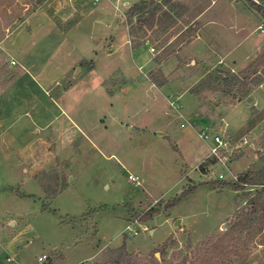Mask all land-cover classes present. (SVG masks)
I'll return each mask as SVG.
<instances>
[{"label":"rangeland","instance_id":"obj_1","mask_svg":"<svg viewBox=\"0 0 264 264\" xmlns=\"http://www.w3.org/2000/svg\"><path fill=\"white\" fill-rule=\"evenodd\" d=\"M133 1H109L112 28L96 32L107 42L77 37L63 43L40 90L21 64L32 44L30 18L62 25L60 14L72 8L64 0H0V264H93L123 243L141 258L153 253L160 264H264V184L219 186L264 166V129L256 127L264 109L251 107L243 86L216 77L247 76L246 88L264 79V16L248 0H149L145 12L128 20ZM210 2L206 17L197 19ZM208 20L213 22L201 32ZM124 29L134 31L133 53ZM81 58L94 64L84 77L74 78L77 67L67 78L52 73L55 62L65 66ZM119 70L129 85L109 95L99 81L114 73L107 85L115 88L123 83ZM144 76L166 83L155 87ZM184 84L195 98L181 94L177 116L168 96L180 94ZM261 93L264 99V88ZM57 108L85 127L87 137L75 133L70 147L62 148L69 162L56 160L51 167L52 147L36 139L49 140ZM192 118L193 126L180 125ZM205 126L231 130L232 141L248 140L222 180L221 168L208 158L196 165L207 148L198 136ZM31 142H37L34 156L18 154ZM34 160L39 169L32 176ZM55 176L65 186L47 198L43 188L52 189ZM183 190L192 192L167 208ZM149 209L157 211L141 221ZM164 241L161 259L155 250ZM38 255L46 258L38 262Z\"/></svg>","mask_w":264,"mask_h":264},{"label":"crops","instance_id":"obj_2","mask_svg":"<svg viewBox=\"0 0 264 264\" xmlns=\"http://www.w3.org/2000/svg\"><path fill=\"white\" fill-rule=\"evenodd\" d=\"M109 1L108 0L106 1L98 0L97 2H94L93 0H64V2L67 5H70L72 9L64 14H60L62 15L61 18L64 21L62 25H57L55 22L52 24L50 23L44 24L43 21H39L40 18L36 20L34 18H30L31 26H30V30H28V35H29L28 39L32 41V44H31L29 53L26 55V57L22 59V62H21L23 68L29 69V70L26 69L30 77L29 82L31 81L35 83L37 85V88H39L40 90L43 89L41 87L40 82L41 80L46 81L50 78L48 74L49 72L47 71V67L51 65V61H52V59L50 58L56 53V50L60 46H62L63 43H68V44L73 43L77 37L79 40L88 39L89 37L90 39L96 38L95 41H98L99 39L102 38L104 42H107V40L105 39V36L100 34V37H99L98 34L96 35V32H101L103 29H105L104 30V33H105L106 30L108 31L109 28H112L113 19H112V15L110 16L111 12L109 11ZM138 1L139 0H135L132 2V4ZM211 2H213V0H211ZM211 2L209 5L202 7L198 11V13L196 14L197 19L206 17L207 13L210 10ZM91 4L92 5L94 4V6H92ZM124 4L131 5L128 2H125ZM77 5H80L81 8L77 7ZM57 12L59 11L56 9L53 13V17H55V14L57 15ZM48 18H50V16ZM210 22H213V21L208 20L205 23H203L201 27V32L208 26ZM259 25L260 24H258L256 28H258ZM263 26H262V30H263ZM236 28L238 29V25L236 26ZM124 30L126 34L125 42L129 45L131 52H132L128 31L126 29ZM208 34H209L208 35L209 37L210 32H208ZM111 36L112 37H110L109 40H112L115 38L114 35H111ZM196 39L200 40L202 39V36L199 35L197 36ZM194 40H192L191 42H193ZM110 49L111 47H108L107 50H110ZM138 59L143 62L141 57L138 56ZM221 60L222 58L218 59L217 63H222ZM231 63L234 65L236 64V61H232ZM162 64L163 63H158L156 64V66L162 70L161 68ZM93 67H94V64H92V62H88L87 59L81 58L65 66H62V64L58 62H55L54 64H52L51 70H52V73L54 74L61 73L64 78H67L68 77L67 73L68 72L72 73L74 69L76 68L77 70L74 72L73 76L74 78L78 79L79 76L80 78L84 77L85 74L88 72V70ZM119 73L123 79V83L116 85L115 88L109 87L107 85V81L109 79H113L114 73L109 75L108 78L106 79L104 78L99 81V85L101 86L102 90L105 91L107 94L113 95L118 89L129 85L130 78L127 77L126 75H123L121 71ZM146 79L150 82V85L155 86V87H160V85H156V83L149 80L148 78ZM55 83H57V81ZM164 83H166V81ZM263 88H264V79H259L256 85H251L250 87V93H249V96H251L250 104H252L251 107H253V109H255L257 112H260L264 109V99L261 93ZM180 90H181L180 94L168 96V103L170 101H175L178 105V107H176L178 110L177 111L178 113H176L177 116L182 115L180 113L181 107L179 106L180 95L183 93L184 94L187 93L191 97L195 98V96L192 95L188 91L186 84H184ZM64 91H66V88ZM46 92L47 91L43 90V93H46ZM197 103L198 102H196L195 108L197 107ZM240 103H242V101L238 102L237 104H240ZM57 109L59 111V114L54 115L52 119V123H54L55 126H52L50 130L51 132H50L49 140L44 141L43 139L39 137L36 139V141H38V143L41 146L43 145L45 148H47V145L48 147H52L50 150H48L51 156L50 160L52 161L51 167L55 166L56 160H59V161L63 160V161L69 162L70 158H68V154L65 151L62 152V148L70 147L75 133H79L84 138L87 137L86 136L87 133L84 129L85 127H83L79 122H77L76 119L71 114H69L65 109L63 108H57ZM98 119L100 121H103L100 118V116L98 117ZM187 120L189 121L192 120L194 121V124H196L195 118L187 119ZM250 124H253V123L250 122ZM248 126H249V123H248ZM258 126L264 129V119L261 121V125L259 124L256 125V127ZM229 132L232 135V131L230 130ZM36 143L37 142H31L27 146L20 148V150H18L19 151L18 154L26 155L27 159L30 158V155L34 156V154L36 153L38 149L36 146ZM77 151L80 152L79 149ZM207 153H208V144H207L205 153L203 154V156H201L197 160L196 165L200 163L207 156ZM37 166L39 165L34 160L33 168L31 169L32 176H34V174L38 171L39 168ZM24 170L27 171V169H24ZM185 176L187 178H191L187 174H185Z\"/></svg>","mask_w":264,"mask_h":264},{"label":"trees","instance_id":"obj_3","mask_svg":"<svg viewBox=\"0 0 264 264\" xmlns=\"http://www.w3.org/2000/svg\"><path fill=\"white\" fill-rule=\"evenodd\" d=\"M163 1H164V3H167L170 0H163ZM248 1L250 4H252L255 7V9L257 11H259V13L262 16H264V2H262V1L261 2H254V0H248ZM148 2H149V0H139L138 2L132 4V6H130V8L126 12V16H127L128 20H130L131 17L136 15V14H140L142 12H145L148 9V6H147ZM156 10H157V8H155L153 10V12L151 13V20L152 21L150 20V24L153 23L154 12ZM142 24H145V22L143 21ZM133 33H134L133 30H128V34L130 37H133ZM216 77L221 78L228 85L233 86V85L239 84V85L243 86V92H242L243 96L242 97H244V98L249 96L251 85H256L259 81V80H255L253 83L251 82L250 87L248 86L246 88V85L250 83V82H248V80H246L248 78L247 76H243V77H239L236 75L227 76V75H221L220 73H218L216 75ZM163 81L164 80H161L159 83H157V85H162L164 83ZM54 178H55L54 179L55 180L54 181V187L52 189L48 188V187L43 188L45 190V192L48 194L47 198L53 197L57 192L62 190L65 186L62 183V180L58 181L59 178H57V176H55ZM226 184L233 186L235 189H238L240 184L263 185L264 184V166H262L261 168H259L256 171L247 170V171L239 174L237 176L236 183L235 182L229 183V182H224V181L219 182L220 187H222ZM191 192H192V190H183L177 197L168 200L165 203V206L167 208H171V207L175 206L183 197H186ZM43 208H46L45 204H43ZM156 211H157L156 209H149L146 212V214L144 216H140L139 219L141 221L148 220L152 217V215ZM166 244L167 243L164 241L155 250V251H159V253L161 255V259H163L164 255H165ZM79 264H84V263L80 262ZM93 264H160V260H157L153 253L149 254V256H147L146 258H141L138 255L127 251L125 244L123 243L122 245H120L118 247L109 249L107 252V257L105 260H103L101 262H95Z\"/></svg>","mask_w":264,"mask_h":264},{"label":"built area","instance_id":"obj_4","mask_svg":"<svg viewBox=\"0 0 264 264\" xmlns=\"http://www.w3.org/2000/svg\"><path fill=\"white\" fill-rule=\"evenodd\" d=\"M97 2L98 0H93ZM258 28L262 30V26L259 25ZM150 52L154 51V47L151 45L148 47ZM14 63V62H12ZM169 105L173 108H176L177 103L175 101H170ZM181 116V115H179ZM185 122L191 126L194 125V121L184 120L181 122V126H185ZM230 132L226 130H214L212 127L205 126L204 128L200 129L198 132V136L208 144V153L206 158L210 160V164L215 166H219L221 168L220 172L217 175V178L222 180L225 178L224 171L230 170V164L233 159V156L238 153L242 148L243 145L248 142L246 137H243L240 140L232 141L230 137ZM230 172V171H229ZM237 180L235 175H232ZM127 178L132 181L135 185H139V178L136 175L131 173L127 174ZM32 240H28V243H31ZM45 255H40L37 257V261L41 262Z\"/></svg>","mask_w":264,"mask_h":264},{"label":"water","instance_id":"obj_5","mask_svg":"<svg viewBox=\"0 0 264 264\" xmlns=\"http://www.w3.org/2000/svg\"><path fill=\"white\" fill-rule=\"evenodd\" d=\"M246 101H247L248 103H251V96H247V97H246ZM180 224H181V219H180V218L175 219V221H174V225H175L176 227H180ZM230 264H233V263H230Z\"/></svg>","mask_w":264,"mask_h":264}]
</instances>
